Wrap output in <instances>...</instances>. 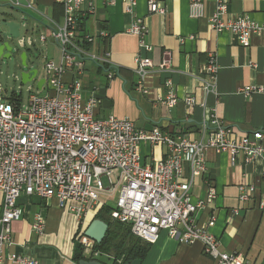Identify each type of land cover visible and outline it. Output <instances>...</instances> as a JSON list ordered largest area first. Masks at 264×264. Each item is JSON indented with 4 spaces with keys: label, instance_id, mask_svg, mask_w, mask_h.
<instances>
[{
    "label": "built area",
    "instance_id": "obj_1",
    "mask_svg": "<svg viewBox=\"0 0 264 264\" xmlns=\"http://www.w3.org/2000/svg\"><path fill=\"white\" fill-rule=\"evenodd\" d=\"M55 2L63 10V21L55 25L51 36L42 34L35 38L26 34L17 39L22 49L34 47L37 40L56 43L60 58L46 60L44 64L46 76L42 88H46L47 94L30 93L27 105H22L16 95L14 100L0 102V191L3 195L0 264H38L24 255H5L6 249L13 246L12 223L23 215L18 200L22 195L55 199L60 209L73 213L82 223L89 213L98 210L100 197L115 191L117 186L118 195L110 216L129 225L134 237L152 244L163 233L186 244L200 241L206 257L216 264H248L243 254L222 251L219 239L195 223L194 216L203 203L194 201L191 188L206 170L207 150L228 154L233 163L242 155L245 164L260 159L264 165V128L236 140L233 138L236 127L227 125L206 104L200 105L202 116L197 125V139L193 135H170L160 130L147 133L127 118H98V100L92 94L85 96L82 76L87 64L102 69L108 79L119 76L109 52L99 49L98 41L108 35L100 32L95 37L84 32V13L80 10L84 0ZM229 2L216 0L210 24L216 32L231 33L239 45L248 46L254 35L264 31V23L247 15L225 19ZM146 4L149 14H166L161 0H146ZM137 5L138 0H130L126 12L133 13ZM189 6L191 18L202 16L204 0H190ZM148 32L142 17H136L128 30L138 38L139 48L151 52L152 46L146 42ZM214 57L209 56L203 71L206 76L203 89L207 93L213 90L216 80ZM168 64L164 60L161 69H167ZM152 68L150 59L135 58L139 85ZM164 85L167 93L157 103L173 108L178 97L170 80ZM254 89L264 93V88ZM184 102L191 107L196 105L191 96ZM142 143L165 148V155L153 164L144 163L140 155ZM185 163L189 164L191 174L182 182ZM256 192L255 186L241 185L240 202L245 204ZM215 198L216 192L211 189L209 199ZM31 226L36 234H43L46 226L43 216L36 215ZM75 238L86 258H99L96 243L85 237L84 232Z\"/></svg>",
    "mask_w": 264,
    "mask_h": 264
},
{
    "label": "crops",
    "instance_id": "obj_2",
    "mask_svg": "<svg viewBox=\"0 0 264 264\" xmlns=\"http://www.w3.org/2000/svg\"><path fill=\"white\" fill-rule=\"evenodd\" d=\"M130 0H84L83 30L90 36L99 37L105 32L111 62L117 66L119 76L108 79L94 64H87L82 76L85 96H96V116L100 119L116 117L132 120L136 128L147 133L160 130L170 135L188 134L197 139V125L201 120V104L214 108L227 125L234 128L236 140L264 128V93L254 88H264V31L254 35L248 46L237 43L231 33H218L209 19L216 9V0H204L203 14L190 17V0H161L165 15L149 14L146 0H138L133 13H127ZM30 5L28 26L35 38L42 34L51 36L55 25L63 21L62 8L55 0H26ZM247 15L258 23H264V0H230L225 19ZM142 17L148 26L146 42L152 46L147 52L139 48V40L130 35L134 19ZM40 43V42H39ZM23 49L27 54L34 50L44 54L46 60L60 58L53 41ZM210 55L217 64L213 90L203 89L206 76L204 67ZM150 59L153 68L142 85L135 75V58ZM164 60L168 68L161 69ZM172 82V90L178 97L173 108L157 103L164 97L165 81ZM147 89V93L143 91ZM252 90L248 92V90ZM248 92V93H247ZM187 96L195 99L191 107L184 102ZM264 146V139L262 140ZM140 152L144 163H155L166 152L161 146L142 143ZM206 170L194 180L191 194L194 201L203 206L194 216L195 223L216 236L220 249L228 253H241L248 264H264V177L263 162L256 159L245 164L242 155L231 161L228 154L205 152ZM191 174L188 163L184 165L182 182ZM252 185L256 195L248 202L239 200V187ZM216 192L209 199L210 190ZM19 205L22 217L12 223L13 246L5 255L16 253L33 258L38 264H76L77 237L84 232L103 206L89 213L80 223L76 216L60 209L55 199L44 200L36 196L22 195ZM3 195L0 191V210ZM41 215L46 223L44 233L38 235L32 229V221ZM151 248L142 264H216L203 252L200 241L186 244L163 233L150 243ZM4 264H11L5 262Z\"/></svg>",
    "mask_w": 264,
    "mask_h": 264
},
{
    "label": "water",
    "instance_id": "obj_3",
    "mask_svg": "<svg viewBox=\"0 0 264 264\" xmlns=\"http://www.w3.org/2000/svg\"><path fill=\"white\" fill-rule=\"evenodd\" d=\"M30 5L26 0H0V59L11 58L14 49L12 42L22 36V30L27 32L30 30L28 21L30 20V13L27 9ZM24 34V35H26ZM18 44V42H17ZM19 46V44H18ZM19 48H21L19 46ZM22 49V48H21ZM21 62L24 68L27 67V54L21 53ZM38 74L36 69L28 72L23 71L21 73L22 83L33 81ZM45 83L44 79H41L37 83L38 90L42 89V85ZM108 231V225L100 220L94 219L89 226L85 229V237L93 240L96 244H101L106 237ZM78 264H102L98 260H81ZM125 264H142L141 260L135 259Z\"/></svg>",
    "mask_w": 264,
    "mask_h": 264
},
{
    "label": "rangeland",
    "instance_id": "obj_4",
    "mask_svg": "<svg viewBox=\"0 0 264 264\" xmlns=\"http://www.w3.org/2000/svg\"><path fill=\"white\" fill-rule=\"evenodd\" d=\"M24 34H26L25 29L22 30V35ZM28 34L32 35L30 32ZM12 45L16 50L12 52L11 58L0 59V102H6L12 97V95H16L21 98L22 105H27L30 93H35L41 96L47 94L46 88H42L41 90H38L37 88L38 81L44 79L46 76L44 71V64L46 62L45 52L43 54L34 50V54L31 55L29 53L27 58V67L24 68L20 58L21 53L24 52V50L19 48L17 40H14ZM35 45L38 47V49H41V47H39L41 44L38 40L35 42ZM33 69L38 71L36 78L31 82H26L23 84L21 81V73L23 71L28 72ZM117 187L116 190L112 191L110 194L102 195L100 197V201L113 206L117 199L116 195H118ZM98 259L107 264L111 263V259L107 256L99 255Z\"/></svg>",
    "mask_w": 264,
    "mask_h": 264
},
{
    "label": "trees",
    "instance_id": "obj_5",
    "mask_svg": "<svg viewBox=\"0 0 264 264\" xmlns=\"http://www.w3.org/2000/svg\"><path fill=\"white\" fill-rule=\"evenodd\" d=\"M101 46L103 51H107L105 49L107 48L106 42L101 43ZM99 70L102 71L100 68ZM14 99L12 95L10 100ZM112 210L113 207L110 205L103 206L95 216V219H100L108 225L106 237L101 244H95V251L100 252V256L110 258V264H125L135 259L143 261L151 248V244L134 237L129 225L112 220L110 216ZM75 251L74 263L78 264L81 260H91L83 255L78 242ZM96 260L102 264H107L98 258Z\"/></svg>",
    "mask_w": 264,
    "mask_h": 264
}]
</instances>
